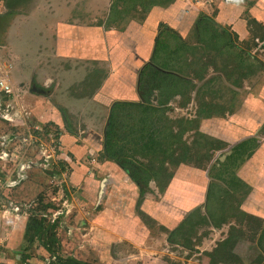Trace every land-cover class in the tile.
<instances>
[{
  "label": "crops",
  "instance_id": "1",
  "mask_svg": "<svg viewBox=\"0 0 264 264\" xmlns=\"http://www.w3.org/2000/svg\"><path fill=\"white\" fill-rule=\"evenodd\" d=\"M7 4L9 11L3 16L0 0V18L7 20L6 26L3 23L2 26L3 19L0 20V27H6L7 31L4 43L8 52L5 55L3 51L2 54L7 64L11 65L7 78L16 88L15 94L10 96L13 102L16 95L26 101L27 88L30 89L29 95L35 94L33 88L38 83L39 71L34 67L32 71V65L49 63L52 70L54 67V73L48 72L40 85H54L59 99L69 96L70 105L76 101L70 88L89 78L90 71H95L89 65L100 61L109 69L103 81V96L111 98L114 105L117 103L114 100L125 102L128 100H120L116 91L110 90L117 75L124 72L120 66L125 65L128 69L126 76L136 72L137 90L143 85V73L147 66L166 74L167 79L179 82L185 78L182 73L186 70V63L192 61L189 50L194 54L188 45L189 38H204L213 33L220 39L225 33L243 42L251 36L259 38L254 32L258 33V27L264 26V0H7ZM133 9L135 12L142 11L143 18L137 19ZM251 20L256 23H251ZM170 41L178 44L173 51H170ZM201 46L207 47L204 44ZM181 50H185V54ZM79 64L85 66L82 71L78 69ZM72 81L76 83L73 85ZM226 88L228 96L233 88L229 85ZM223 90L218 89L219 92L211 94L224 99ZM40 91L42 93V89ZM231 92L229 100L234 104L237 101L233 97L235 93ZM249 93L244 99L246 113L240 112L238 118L234 116L228 121L216 114L207 116L206 122L196 126L195 133L199 134V138L205 137V134L217 138L208 139L206 144L208 151L218 150L212 153L219 161L227 157V160H235L239 156L235 155L236 146L259 138L258 148L249 156L244 154L242 161L235 165L234 175L238 178L237 183L249 186V189L244 188L249 195L239 209L262 219L264 140H260L263 139L264 129V80L256 91ZM40 102L43 111L51 107L59 110V103L55 101L42 97ZM70 107H67L68 111L77 110L72 108V104ZM231 109L235 113L236 110ZM59 138L64 152H69V163L74 161L73 166L70 165L73 171L68 177L69 183L81 191L75 194L70 189L67 191L64 176L68 172L64 164L58 165L54 161L52 165L57 164L55 168L35 166L16 170V159L11 154L12 162H7L6 172L1 171L0 201L9 200L18 205L19 210L0 203V264H47L56 262L59 257L65 258L60 250L54 249L53 239L49 243L52 249L44 244L45 236L53 234L50 238L55 236L59 240L61 232L66 237L64 240L69 239L71 232L76 235H72V243L76 242L73 256L80 255L76 259L87 264H97L90 260L98 261V264H172L185 260L201 261L202 264H230L228 258L236 251L239 239L234 231L236 220L228 222L226 219L219 224L220 220H213L216 217L213 196L216 201L220 189L212 191V186L221 183L224 188L227 187L228 193L234 192L235 187L217 181L211 174L212 166L190 164L186 154L174 157L167 163L168 166L174 165V170L170 177L168 175L166 184L161 186L156 180L149 179L145 190L143 182L138 183L129 169L109 160L103 162V140H99L95 131L85 138L74 132L61 133ZM214 142L218 146L212 148ZM226 144L227 147L230 145L229 150L225 157H219ZM225 160L222 162L225 163ZM57 186H61L57 196L70 206L65 214L62 210L64 215L47 201V193ZM62 186L67 192L63 196ZM253 197L256 203L249 201ZM37 204H40L38 210L35 207ZM253 208L258 213L252 211ZM87 215L91 216L88 222L84 220ZM195 216L201 217L202 222L193 224ZM33 217L43 221L45 235L36 236L32 229L29 230ZM188 224L191 225V233L186 231L184 236L180 235V230L186 229ZM224 226L228 229L221 234ZM173 233L179 234V238L175 237L170 242ZM61 244L58 241V245Z\"/></svg>",
  "mask_w": 264,
  "mask_h": 264
},
{
  "label": "rangeland",
  "instance_id": "2",
  "mask_svg": "<svg viewBox=\"0 0 264 264\" xmlns=\"http://www.w3.org/2000/svg\"><path fill=\"white\" fill-rule=\"evenodd\" d=\"M1 1L3 7L2 11L4 13L3 16H6L9 11V6L7 0ZM132 12L135 13L137 19L143 18L142 11L138 10L135 12L134 10ZM2 19L3 18H0V20ZM99 21L100 20L97 22ZM2 23L6 26L7 20L3 19L1 21V24ZM261 27L263 28L264 26L260 25V27H258V33L257 31L254 33L261 36L263 34ZM258 35L256 36L259 37ZM259 38L255 37L254 40V36H251L249 40L241 42L238 38L232 35H225V33L222 34L220 39L213 33L207 34L204 38H189L188 45L194 50V54L192 50H189L192 56V64L191 62L186 63V70H184V73L181 72L185 78L177 82L176 86H172L174 82L173 79H167L163 77V75H156L154 71L148 70V76H145L146 83L142 86L140 85L139 90H137L138 83L136 81V72L126 76L129 74L128 69L125 65L120 66V68H123L124 72L117 75L113 83L114 88L111 87L110 90H115L117 97L121 98L120 100L135 102L139 107L136 109L128 108L127 113L124 115L127 122H130L131 126L133 125V132H130L129 136L125 139H121V137H117V135L110 137L111 143H117V146L124 147L123 150L125 153L122 154L124 156L113 155L112 152L114 150L111 149L114 148L115 145H107V137L111 129L118 130L121 135L127 133L128 129H121V126L117 125V120L112 119L114 102H111V98H107L105 95L103 96V81L108 75L109 70L106 64L104 65L102 61L91 63L89 68H94L95 71H90L89 78L86 77L82 82L79 81L80 79H76L79 81L78 85L75 84L76 82L72 81L73 85L75 84L74 88H70L75 93L73 98H75L76 101L79 99V101L78 103L73 101L70 105L68 104L69 96H62L61 99H59V95L55 92L54 85H50L51 87L40 85V83H44L48 72L54 73V67L52 70L49 63L32 65V71L33 67L37 68L35 69L36 71H39L38 75L34 70V73L38 75V83L34 86L35 88H33L36 95H29L30 89L24 88L29 92L26 101L25 98L21 96L18 97L17 95L16 101L13 103H11V99L7 96H3L0 99V104L2 105V107H0V155L3 154V152L8 153L7 157L3 155V158H0V183L2 182L1 171L6 172L8 167L7 162H12L11 157L13 156H11V154H13L14 159H16V170L20 168L27 170L35 166H40V168H42L44 167L42 148H47L50 152L53 149V145H62L59 137L61 133L67 134V132H74V134H77L81 138H85V136L88 134L92 135L95 131L99 135V140H103V162L109 160L117 163V165L122 168L128 166L133 173L141 172V169H148L151 180H156L157 184L161 186L166 184L165 182L168 180V175L170 177L174 170V165L170 164L168 166L167 163H169V161L171 162L174 157L176 158L186 154L190 164L204 167L208 166V168L212 166L211 174H213V177L217 179V181L220 180L225 183V185L227 184L226 186L228 187H235L234 192L228 193V191H226L227 187L224 188L221 183L217 182L212 186V191L220 189L216 195V201L213 196L214 203L216 204V217H213V220H220L218 224L226 219L228 222L230 220H236L234 231L239 236V239L236 241V253L232 252L233 255L229 256L228 262L230 264H264V218L261 219L259 216L249 214L248 212L242 214L239 209V205L245 202L249 195L244 188L247 187V189H249V186L241 182L237 183L238 178L234 174L237 168L235 165L239 164L242 161L241 158L245 155H239L237 158L240 159L234 158L235 160H227L228 157L225 158L226 160L222 158H220V161L216 160L214 158L216 154L212 152L218 150L212 149V151H208L206 141L208 139V141H211L210 139L216 140L217 138L208 134H205V137L201 136L199 138V134L195 133L197 130L196 126H198V124L201 125L202 122H206L207 116L216 114L217 116H223L224 119L228 121L234 116L238 118L241 115L240 112L246 113L244 99H247L250 94L249 92L256 91L260 82L264 80V47L261 48L263 42H261ZM6 39V27H0V45L2 46V53L4 51L5 55H7L8 52L7 45L5 44ZM227 40H230L229 43H227ZM201 44L207 47L203 48ZM208 44H210V46H208ZM254 44L257 45L255 46ZM169 45L170 51L178 47L176 42L170 41ZM181 51L185 54V50ZM186 53L188 52L186 51ZM204 53L207 55L204 56ZM249 54L250 56H248ZM200 55L203 56L201 57ZM82 67L85 66L79 64L78 69L81 68L80 70L82 71ZM118 77H124V79H118ZM202 77L205 78L203 79ZM207 78L209 79L204 82ZM228 85L233 89H230V93L227 96L226 93L229 90H227L226 86ZM127 86H129L132 91H129ZM40 89H42V93ZM66 89L67 88H64L65 91ZM218 89L219 91L224 89L222 91L225 95L224 99L220 95L216 97L211 94ZM231 91L235 93L233 97H236L235 99L237 101L234 104L229 100V98H232ZM84 92L85 95H82ZM118 92L120 95H118ZM131 93L133 95H131ZM42 97L59 103V110L55 111L54 107H51L48 111H43V106L40 105V99H42ZM114 101L118 102V100ZM219 103L221 106L218 108L217 104ZM9 104H11L12 107H9ZM71 104L72 108L77 110L68 111L67 107H70ZM231 108L236 110L235 113L233 111L231 112ZM129 113H133V115H129ZM252 116L254 115L252 114ZM55 122H58L61 124V127H63L60 128ZM115 126L116 128H114ZM219 135L221 136V134ZM146 136H149V138ZM262 136L263 139L260 141L264 140V129ZM149 141L151 142L147 145ZM252 141L255 142L251 145H256L255 149H257L260 144L258 142L259 138H252ZM214 143H212V148L218 146ZM227 145L228 144L222 149L223 151L219 154V157L225 156L224 154L229 150L228 147L230 146L227 147ZM234 150L236 153L237 146ZM56 152L63 156L62 159L64 161L61 159L63 161L61 162L58 161V159L52 158L45 167L47 169L50 167L55 168L57 164L52 165L54 161H56L58 165L64 164V168L68 172V174L64 176L66 181L64 185L68 187L67 191L70 189L74 194L81 191V189L69 183L68 177L70 172L73 171L71 170V166H73L72 162H74L72 161L69 163V152L66 153L63 149H56ZM213 158L215 162L212 161ZM224 160L225 163L222 162ZM4 162L6 164H4ZM218 165L222 166L219 167ZM5 172L3 173L5 174ZM59 181L62 183L61 178ZM235 184L239 185L236 186ZM147 186L148 185L145 183L142 184L145 190ZM59 188L61 189V186ZM59 188L58 186L56 188L54 187L51 193H47V201L53 203L51 204L54 206L52 207L53 209L55 208L59 211L63 210L65 214V211L70 208V206L68 207V203H66L63 198L59 199L57 196ZM62 188L61 194L63 196V193L67 194V192L66 189L64 190L63 186ZM251 194L252 192L250 195ZM42 197L45 196L43 195ZM37 198H41L39 194ZM52 198H54V200H52ZM64 198H66L65 195ZM32 199L36 198L33 197ZM249 201L251 203H256V198L253 197ZM35 207L36 210L40 209V204H37ZM63 211L61 215H64ZM252 211L258 213L254 208ZM262 215H264V209ZM89 217L91 218L90 215H87L84 217V220L88 222ZM196 219L197 217L194 220L196 221ZM225 225H228V223ZM190 226L191 225L188 224L186 229H183V231L180 230V235H183L186 231H188L186 232L187 234H190ZM227 229L228 226H224L222 231L220 230V233L223 234ZM32 231L34 234L33 229ZM62 233L63 232L59 234V240H57L55 236L52 238H50L51 236H45V241L51 243L53 239L54 249L57 251L60 250L62 255H66L65 258L68 259L69 255L75 257L73 253L76 251V249H74V247H76V242L72 243V235H76L71 232L72 234L70 233V235H68L69 239L64 240L66 237ZM175 237L179 238V234H171L170 242H172V239ZM58 241L62 244L58 245ZM79 257L80 255H77L76 258L79 259ZM80 261L87 264L81 259ZM90 261L92 263L97 262L98 264V261ZM54 263V261H51L47 264ZM172 264L202 263L201 261L188 262L185 260L183 263L177 261Z\"/></svg>",
  "mask_w": 264,
  "mask_h": 264
},
{
  "label": "trees",
  "instance_id": "3",
  "mask_svg": "<svg viewBox=\"0 0 264 264\" xmlns=\"http://www.w3.org/2000/svg\"><path fill=\"white\" fill-rule=\"evenodd\" d=\"M251 23L253 22V23H256L255 21H253V20H251L250 21ZM262 28V27H261ZM262 31H263V34L260 36V38H259V40L261 41V42H263L262 43V46H261V48H263L264 47V29L262 28ZM256 34V33H255ZM254 34V35H255ZM256 35H258V34H256ZM254 40H255V38H254ZM258 43V42H257ZM255 46L257 45V44H254ZM248 56H250V54L248 55ZM147 68V70H145V72L143 73V79H142V82H143V85L146 83V81H145V76H148V70L149 71H154V74H156V75H163V77H165V75L166 74H164V73H162V72H160L159 70H155V69H151V67H146ZM150 73V72H149ZM153 75V74H152ZM168 78H169V76H167ZM166 78V77H165ZM176 83H177V81H174L173 83H172V86H176ZM141 106V105H140ZM128 108H139L138 107V104L137 103H135V102H122V101H120V102H117L114 106H113V113H112V119H116L117 120V125L119 126H121L120 128L121 129H125V128H127L128 129V131H127V133H123L122 135L121 134H119V131L117 130L116 131V129H114V130H112L111 129V132H109L108 133V137H107V145L109 144V146H111V144H113V146H114V148L116 149H114V148H112L111 150H114L112 153H113V155H115V156H124V155H122V154H124L125 153V151L123 150L124 149V147L122 148V146H117L116 144L117 143H111V138L110 137H114V135H117V137L118 136H120L121 137V139H125V138H127L128 136H129V134H130V132H133V129H134V127H133V125L131 126L130 124V122H127V120H126V118L124 117V115H125V113H127V110H128ZM146 110V109H145ZM129 115H133V113H129ZM113 126V125H112ZM114 128H116V126L114 127ZM147 138H149V136H146ZM151 138V137H150ZM151 141H149V142H147V145L150 143ZM251 142H255V141H251V139H249V140H247V141H245V142H243L241 145H238L237 146V152L235 153V155H244V154H247L248 156L249 155H251L253 152H254V150H255V148H256V145H251ZM158 143V142H157ZM156 143V144H157ZM122 148V149H121ZM120 149V150H119ZM122 150V151H121ZM232 158V157H231ZM132 165V164H131ZM127 169H129L130 171H131V169H130V167H128V166H125ZM140 172V171H139ZM139 172H136V173H133V171L131 172V175H132V177L138 182V183H145V184H148V181H149V179H151V175H150V173L148 172V169H141V172L139 173ZM244 212H242V214H243ZM245 214V213H244ZM197 217V219H196V221L195 220H193L192 221V223L193 224H199V222H202V218L201 217H198V216H195V218ZM31 224L28 226V228H29V230L30 229H33L34 230V235H36V236H40L41 234L42 235H45L46 234V228H45V224L43 223V221H38L37 219H35L34 220V217H33V219H31V222H30ZM191 230V229H190ZM53 235V234H52ZM51 235V236H52ZM44 244H46L47 246H48V248L49 249H52V246L47 242L46 243V241H45V243ZM54 264H79V263H76V262H74V261H72V260H70V259H67V258H62V257H59V258H57V261L54 263Z\"/></svg>",
  "mask_w": 264,
  "mask_h": 264
},
{
  "label": "built area",
  "instance_id": "4",
  "mask_svg": "<svg viewBox=\"0 0 264 264\" xmlns=\"http://www.w3.org/2000/svg\"><path fill=\"white\" fill-rule=\"evenodd\" d=\"M11 67L10 64H7L5 56L2 54V46L0 45V99L3 96H7L9 99L10 96H13L15 94V89L13 85L8 81L7 75H8V69ZM11 103H13V99L10 100ZM9 107H12L11 104L8 105ZM0 107L2 105L0 104ZM56 149H62L61 145L56 146L53 145L52 151L49 152L47 148H42V154L44 157V167L46 168V164L49 162L50 159H62L63 156L61 154H57ZM3 155L6 157L8 156V153L3 152V154L0 155V158H3ZM47 169V168H46ZM0 203H2L3 206H7V208H11L12 210H19V206L15 205L13 202L9 200H1ZM59 212H57L58 214ZM54 218L53 220H55Z\"/></svg>",
  "mask_w": 264,
  "mask_h": 264
},
{
  "label": "water",
  "instance_id": "5",
  "mask_svg": "<svg viewBox=\"0 0 264 264\" xmlns=\"http://www.w3.org/2000/svg\"><path fill=\"white\" fill-rule=\"evenodd\" d=\"M224 157H225V156H224ZM68 259H70V260H72V261H74V262H76V263H79V264H85V263H83L82 261H80V260H78V259H76L75 257H72V256H69Z\"/></svg>",
  "mask_w": 264,
  "mask_h": 264
}]
</instances>
